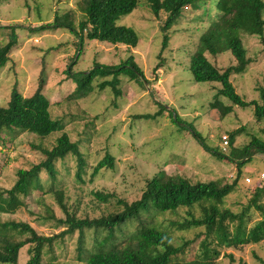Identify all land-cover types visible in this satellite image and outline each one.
I'll return each mask as SVG.
<instances>
[{
  "label": "rangeland",
  "instance_id": "rangeland-1",
  "mask_svg": "<svg viewBox=\"0 0 264 264\" xmlns=\"http://www.w3.org/2000/svg\"><path fill=\"white\" fill-rule=\"evenodd\" d=\"M78 1L0 0V46L10 39L11 30L7 26H16L17 35L8 61L0 68V105H7L14 88L29 98L44 81L42 93L47 99L50 117L62 125L47 136L17 129L0 133V191L14 184L18 169H29L39 163L44 158L42 149H50L63 134L78 144L87 162L83 181L76 178V160L72 155L56 161L55 179L42 169L39 172L42 187L22 197L23 205L14 213H0V240L24 244L18 249L15 264H27L33 249L32 236L28 231L4 228L1 224L26 222L38 235H55L65 228L60 222L65 210L56 198V191L61 190L65 205L69 211L75 210L78 217H107L122 210L117 198L126 202L139 199L145 179L157 172L181 175L192 182L214 181L221 187L236 179L237 162L242 161L236 189L225 198L223 207L239 212L249 205L245 225L246 229L252 227L262 218L257 205L264 207V186L255 183L256 173L264 171V151L250 150L245 155L243 149L253 137L264 140V118H255L253 107L238 105H233L232 111L222 116L210 107L220 84L197 82L189 70L190 55L197 49L199 36L216 15L218 0H206L197 8L184 7L167 30L169 39L164 49L162 26L167 13L160 11L158 16L154 15L144 0L116 20L118 25L129 26L137 33L138 43L134 47L85 38L80 49L77 38L68 29H40L52 22L55 14L66 12L71 13L77 25L81 15L77 10ZM238 36L249 63L244 72L232 73L230 81L244 100L260 101V93L264 91V32L260 36L238 31ZM205 55L222 70L237 63L228 50ZM129 57L142 72L146 84L120 74L117 95L109 86L102 90L96 86L87 97L73 99L69 96L81 73L94 63L119 64ZM101 80L97 78L94 84ZM220 100L230 103L225 97ZM144 114L153 117H140ZM190 130L199 133L203 144ZM230 131L237 134L231 147L228 144L223 148L222 136H229ZM106 153L112 155L113 167L100 169L91 177L92 167ZM246 177H250L251 182L247 183ZM98 192L114 193L115 197L102 200L96 195ZM187 210L181 207L153 216L149 211H142L139 216L115 224L113 232L104 227L85 229L82 243L76 230L53 239L51 244H44L43 261L87 264L84 250L89 255L112 245L129 246L134 250L142 232L140 221L150 219L154 224H161L176 245L190 241L179 257L184 261L195 259L205 238L204 228L179 230L171 225L187 217ZM192 212L196 216L200 214L198 207ZM236 224L233 221L230 227ZM210 238L215 239L214 233ZM216 238L220 235L216 234ZM219 248V256L211 260L213 264H264V239L236 248Z\"/></svg>",
  "mask_w": 264,
  "mask_h": 264
},
{
  "label": "trees",
  "instance_id": "trees-1",
  "mask_svg": "<svg viewBox=\"0 0 264 264\" xmlns=\"http://www.w3.org/2000/svg\"><path fill=\"white\" fill-rule=\"evenodd\" d=\"M140 0H80L77 2V10L81 14L77 25L74 23L71 13L63 15L55 14L53 21L42 25L44 28H66L75 35L78 40L77 46H81L85 38L87 40H97L107 42L112 45L124 44L126 46H136L138 35L129 26L118 25L116 20L125 14L130 13L138 6ZM156 16L160 11L167 13L162 30L165 32L162 40V48L167 45V30L180 17L184 7L191 6L197 8L206 0H144ZM264 0H218L216 15L211 20L208 27L201 33L198 40L197 49L190 55L189 70L193 79L197 82H218L220 87L214 95L210 107L215 109L222 116L232 111L233 105L241 108L253 107V114L257 119L264 118V91L260 93V101L244 100L235 90L230 81L232 73H241L246 69L249 58L246 56V49L238 36V31L249 34L262 35L264 32ZM10 39L0 46V68L8 61V53L16 43V26H10ZM223 50H228L236 59L235 65H230L226 69L214 66L206 57L205 53L216 55ZM76 57L77 53H76ZM70 72L69 69L67 71ZM120 74L128 75L130 78H137L142 85L147 80L142 77V72L129 57L119 64L94 63L92 68L82 72L77 79L75 88L69 94L73 99L87 97L97 86L104 89L111 87L115 94H119L118 85ZM97 78L102 80L94 84ZM44 81H42L36 91L25 98L16 88L11 91L10 99L6 106L0 105V133L3 130H20L34 132L40 136L49 135L54 129L61 128L59 120H53L48 111L47 99L42 93ZM220 97H225L230 102L224 103ZM160 114V113H159ZM140 117H153L144 114ZM178 120V118H176ZM62 122V121H61ZM193 136L203 144L200 135L195 130H190ZM236 131H230L228 144L231 147ZM244 154L248 155L250 150L264 151V140L255 137L244 147ZM44 158L29 169L20 168L16 172V181L5 190L0 191V213H14L23 205L22 197L27 196L33 189L42 187L40 185L39 172L44 169L50 178H56L55 163L58 160H65L68 155H72L76 160V178L83 181L82 173L87 166V162L76 142L63 134L58 137L56 143L50 149H42ZM223 158L231 160L227 155ZM238 161V175L231 183H226L219 187L214 181L192 182L181 175H163L161 172L146 178L144 187L139 199L126 202L122 198L117 201L122 204V210L107 217L80 218L75 210L69 211L63 200L61 190L56 191V198L65 210V217L60 222L65 228L59 233L51 236H41L26 222L8 221L1 224L4 228L21 229L31 234L30 242L33 249L27 264H57L53 261L44 262L42 257V246L51 244L53 239L70 234L76 230L82 235L85 229L96 228V230L107 228L113 232L115 224H122L126 220L139 216L142 211L151 212L152 216L157 213L174 212L178 208H187L186 215L181 221H173L171 225L177 226L179 230L194 228H204V239L202 247L197 253V258L184 261L179 254L184 251L190 241H185L181 245H176L173 238L162 229L161 224H154L149 221H140L142 232L136 242V249L113 246L100 249L97 253L89 255L84 249L86 256L84 261L87 264H213L212 259H216L220 254L219 246L230 248L238 247L243 243H256L264 239V207L257 205L262 212V218L252 227L245 225L246 212L249 205L239 212H234L224 208L225 198L232 193L237 186L238 177L241 174ZM114 159L112 155H106L99 160L91 171V177L95 176L100 169L112 168ZM256 183V181H255ZM254 183V184H255ZM257 186V185H256ZM257 188V187H256ZM264 189V187L262 188ZM96 195L102 200L115 197L114 193ZM198 207L200 214L194 215L192 209ZM152 218V217H151ZM236 221L234 228L230 223ZM104 227V228H103ZM218 232V233H217ZM214 233L215 239L210 238ZM220 235V240L216 238ZM200 234H198L199 236ZM196 236V238L198 237ZM215 242V246L212 243ZM23 243L11 244L0 240V264H15L17 262V252ZM24 245V244H23ZM154 248H151V246ZM232 256V255H230ZM241 264H244L243 262Z\"/></svg>",
  "mask_w": 264,
  "mask_h": 264
},
{
  "label": "built area",
  "instance_id": "built-area-1",
  "mask_svg": "<svg viewBox=\"0 0 264 264\" xmlns=\"http://www.w3.org/2000/svg\"><path fill=\"white\" fill-rule=\"evenodd\" d=\"M222 143H223L222 145L223 148H225V146L228 145V138L226 135L222 136ZM245 181L247 183L251 182L250 177H246ZM256 184L257 186H264V171H258L256 173Z\"/></svg>",
  "mask_w": 264,
  "mask_h": 264
}]
</instances>
